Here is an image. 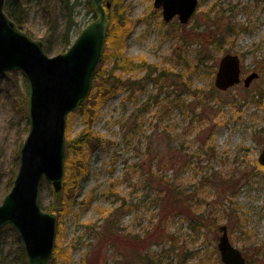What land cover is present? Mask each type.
I'll return each instance as SVG.
<instances>
[{"label":"rangeland","instance_id":"1","mask_svg":"<svg viewBox=\"0 0 264 264\" xmlns=\"http://www.w3.org/2000/svg\"><path fill=\"white\" fill-rule=\"evenodd\" d=\"M73 1L74 40L97 17L89 0ZM124 1L125 55L145 60L155 81L131 96L120 90L103 105L92 127L101 142L93 139L86 149L88 172L72 211L56 215L51 264H217L223 225L249 264H264V168L258 161L264 149V0H200L187 25L178 17L165 22L155 0ZM32 4L25 27L41 40L47 23ZM225 54L240 57L243 79L252 72L260 77L248 88L242 80L220 91L214 82ZM24 92L21 72L0 79V204L29 130L27 94L25 108L19 106ZM84 127L79 109L69 116L67 131L74 138ZM201 180L206 185L195 196L205 202L198 209L191 197ZM168 181L174 187H166ZM53 200L44 179L41 204ZM116 210L114 219L108 216ZM202 212L218 230L193 228ZM5 228L0 264H21L15 232ZM58 247L66 253L56 260Z\"/></svg>","mask_w":264,"mask_h":264},{"label":"water","instance_id":"2","mask_svg":"<svg viewBox=\"0 0 264 264\" xmlns=\"http://www.w3.org/2000/svg\"><path fill=\"white\" fill-rule=\"evenodd\" d=\"M97 19L87 25L63 53L49 56L41 40L33 39L10 19L6 0H0V77L21 72L27 84L29 132L20 151L14 184L0 204V229L11 225L19 233L27 264H51L57 238V216L42 209L41 187L46 179L60 192L65 178L68 117L91 94L102 62L109 21L104 0H89ZM199 0H155L165 22L175 17L187 25ZM241 59L226 54L219 61L215 86L226 91L241 82ZM259 78L253 72L245 87ZM264 166V149L259 155ZM218 250L224 264H246L242 251L230 241L228 227H220Z\"/></svg>","mask_w":264,"mask_h":264},{"label":"trees","instance_id":"3","mask_svg":"<svg viewBox=\"0 0 264 264\" xmlns=\"http://www.w3.org/2000/svg\"><path fill=\"white\" fill-rule=\"evenodd\" d=\"M124 2V0L108 1V4H110L111 7L107 10L109 26L107 30L108 38L106 50L103 61L100 64L93 81L92 93L80 108L85 127L79 135L74 138L70 137V134L67 131L66 176L63 188L59 193L54 192V200L50 205L43 206L46 211L55 213L58 218H60L61 214L70 213L72 211V200H74L76 191H78L80 180L84 174L88 172V167L86 165V149L89 148L90 141L95 139V141L101 142V139H98L96 134L93 133L92 127L97 121L105 102L119 93L120 90L130 92L129 95L131 96L139 86H141L139 88H143L145 84L155 81V78L152 77L153 73L150 71L151 66L146 63L145 60L136 62L135 59L125 55L124 50L126 43L128 42L129 33L127 29ZM32 3L35 4V8L36 6L39 8L42 18H44L47 23V29L40 38L44 43L45 52L51 54L55 51L58 53L67 51L73 43L72 34L77 27V21L75 19L76 2L73 0H6L5 10L10 19H12L21 30L35 38L33 32L25 27L26 25L28 26L27 23H29L28 17L30 10L34 9ZM87 3L89 4V1H87ZM89 9V12H94L91 8ZM59 16L61 21L58 20ZM94 17H96V15H94ZM139 71H145L144 76L139 79L133 80V76L129 78L123 77L126 74H133L134 72L138 73ZM118 72H121L122 74L119 75ZM20 102L21 105L19 106L23 110L26 105L25 92L22 93ZM24 116L26 117V114ZM137 127L140 126L137 125ZM21 147L22 145H20V148ZM20 148L15 155L14 168L11 170V176L7 183L8 190L12 188L18 172ZM141 170L138 169V172H141ZM202 178H205V176L203 175ZM172 183V181L166 182V187H174ZM205 185L206 183H203V180H201L198 189L193 194V198L191 197L193 206H196L198 209L204 204L205 200L200 195L196 197L195 194ZM187 205H189V203ZM125 206L127 205H122L118 210H121L122 207ZM118 210L114 213L109 212L108 216L112 215L111 218L114 219ZM199 218L200 220H196L193 228L202 230L205 227H208L209 229L218 230L216 224H214L215 221H213L214 223H211V221L207 219L211 218L209 213L202 212V215H200ZM7 228L13 229L10 226H7L5 229ZM13 231L15 232L17 241L15 257L21 262V264H27L26 255L19 235L14 229ZM9 253L7 256H9ZM65 253L66 251H62L60 247L56 248L55 259L58 260L62 258L63 255L65 256ZM214 254V262L217 264H223L216 249L214 250ZM58 262L59 263L53 262L52 264H60V261ZM7 263L8 262H4V264ZM249 263L250 261L248 260L247 264ZM150 264L162 263L156 260L152 261Z\"/></svg>","mask_w":264,"mask_h":264}]
</instances>
